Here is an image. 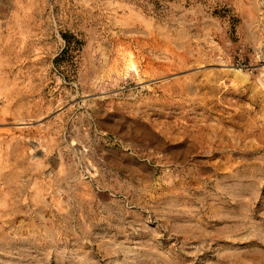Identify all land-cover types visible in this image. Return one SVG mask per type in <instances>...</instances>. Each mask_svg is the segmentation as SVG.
Instances as JSON below:
<instances>
[{"label":"rangeland","instance_id":"rangeland-1","mask_svg":"<svg viewBox=\"0 0 264 264\" xmlns=\"http://www.w3.org/2000/svg\"><path fill=\"white\" fill-rule=\"evenodd\" d=\"M257 13L247 45L213 0H0V169L15 116L84 121L67 207L59 189L30 240L0 222V264H264V0ZM213 19L227 39L210 44Z\"/></svg>","mask_w":264,"mask_h":264},{"label":"crops","instance_id":"crops-1","mask_svg":"<svg viewBox=\"0 0 264 264\" xmlns=\"http://www.w3.org/2000/svg\"><path fill=\"white\" fill-rule=\"evenodd\" d=\"M213 2L219 7H231L233 13L240 17L241 38L247 45L256 42L258 32L252 22L256 21L261 0H213ZM213 21L216 22L212 23L211 28H208L202 37L210 44L212 36H217L220 40L227 39L225 27L218 20ZM208 36L210 37L207 38ZM160 37L163 43V30ZM213 49H216V46ZM62 98L67 99V96ZM40 99L52 102L54 97L40 96ZM15 117L9 122L16 125H9L8 128L15 135L13 139L16 141L8 145V150L2 149L1 237L3 240L16 238L30 240L42 226L45 230L51 231L56 224L52 218L54 215L52 208L56 206L59 189L64 190L63 200L67 207L74 181L78 176L75 177L72 171L66 172L63 166L75 162L68 157L72 151L73 138L75 140L73 133L75 129L82 130L84 121L80 117L70 115L68 108L55 112L27 111L24 116ZM88 133L89 131L85 132L81 141H86ZM22 136L26 140L32 139L27 142L33 144L36 156L41 161L28 160L33 156V150L30 152L26 148ZM76 139L80 141L81 138ZM38 152L41 155H38ZM45 162L52 164V167L46 166Z\"/></svg>","mask_w":264,"mask_h":264}]
</instances>
